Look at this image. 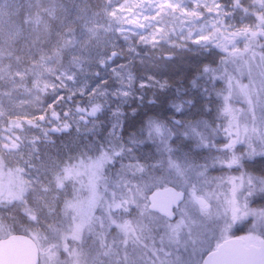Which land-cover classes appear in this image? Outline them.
I'll return each mask as SVG.
<instances>
[{
    "label": "rangeland",
    "instance_id": "rangeland-1",
    "mask_svg": "<svg viewBox=\"0 0 264 264\" xmlns=\"http://www.w3.org/2000/svg\"><path fill=\"white\" fill-rule=\"evenodd\" d=\"M86 105L101 113L84 124ZM54 113L72 130L51 134ZM158 182L186 192L174 221L148 209ZM14 232L40 264L129 247L123 264H201L228 236L264 238V0H0V238Z\"/></svg>",
    "mask_w": 264,
    "mask_h": 264
},
{
    "label": "water",
    "instance_id": "water-1",
    "mask_svg": "<svg viewBox=\"0 0 264 264\" xmlns=\"http://www.w3.org/2000/svg\"><path fill=\"white\" fill-rule=\"evenodd\" d=\"M78 112L87 124L99 117L101 106L79 107ZM186 198V192L173 185L157 188L148 195V209L174 221ZM40 261L39 245L26 233H14L0 240V264H40ZM202 264H264V239L258 245L247 246L240 236L226 238L205 255Z\"/></svg>",
    "mask_w": 264,
    "mask_h": 264
},
{
    "label": "flooded vegetation",
    "instance_id": "flooded-vegetation-1",
    "mask_svg": "<svg viewBox=\"0 0 264 264\" xmlns=\"http://www.w3.org/2000/svg\"><path fill=\"white\" fill-rule=\"evenodd\" d=\"M86 108L88 107V108H90V107H93V105H86L85 106ZM78 109H79V107L78 108H76V112L80 115V120H82L83 122H84V118H83V116L78 112ZM68 114V113H67ZM53 118H54V120H55V122H54V124H52V122H49V125H51L52 126V128L50 129V133L51 134H57V135H61V134H63V133H65V132H69V131H71L72 130V128H73V126H71V125H68V124H66V122L64 123V121H62V119H61V115L60 114H58V113H54L53 114ZM84 124H86V123H84ZM66 129H68V131H65ZM7 139L10 141V140H12V138L11 137H7ZM12 143L14 144V145H9V144H4V148L5 149H10V148H12V149H18L19 148V142H17V141H15V140H13L12 141ZM244 160V159H243ZM244 164L246 163V162H249L248 160H245V161H242ZM239 165V167H238V169L239 170H241L242 169V166L240 165V164H238ZM245 166H247V165H245ZM247 169V168H246ZM199 201L201 202V204H205V200L202 198V199H199ZM161 217H162V219H164V220H166V218L165 217H163L162 215H160ZM178 216V215H177ZM168 221V220H167ZM14 233H21V232H14ZM14 233H12V234H8V235H6V236H3L2 238H0V240H3V238H6V237H8V236H10V235H13ZM23 234V233H22ZM25 234V233H24ZM27 234V233H26ZM27 235H29V234H27ZM30 236V235H29ZM237 236H239V235H237ZM236 235H231V236H228V238L229 237H237ZM31 237V236H30ZM32 238V237H31ZM260 239H264V238H260ZM245 240V239H244ZM260 241V240H259ZM38 243V242H37ZM258 243L259 242H257V244H255V243H247V240H246V245L247 246H249L250 244H255V245H258ZM39 245V244H38ZM40 248V247H39ZM133 247H129L126 251H123V249L121 248L120 249V253L119 252H117L116 251V248H115V250H114V248H113V251H116V254H115V256L117 255V254H119L118 256H116L115 257V260H114V262H113V264H123V260H125V258H128V259H131L133 256H131V253L133 252V249H132ZM126 254V255H125ZM122 255V256H121ZM40 256H41V248H40ZM124 256V257H123ZM202 264V263H201Z\"/></svg>",
    "mask_w": 264,
    "mask_h": 264
},
{
    "label": "trees",
    "instance_id": "trees-1",
    "mask_svg": "<svg viewBox=\"0 0 264 264\" xmlns=\"http://www.w3.org/2000/svg\"><path fill=\"white\" fill-rule=\"evenodd\" d=\"M257 55L259 56V53H257ZM226 65H228V64H226V63H220L219 65H212V66H209L208 67V69H206V73H204L205 75H210V77L211 78H213V79H215L216 77L214 76L215 75V70H218L219 68L221 69V68H225V66ZM93 106H95V105H93ZM152 122V124L154 125V123H153V121H151ZM104 134H106V131L105 132H103ZM193 134H195L197 137H198V139H197V141H199L200 140V137H199V135H197V132L196 131H193ZM106 136H107V134H106ZM108 136H109V134H108ZM107 136V137H108ZM201 136V135H200ZM106 138V137H105ZM211 139V138H210ZM210 139H207L208 141L210 140ZM202 140V139H201ZM164 141V140H163ZM159 142H161L160 140H159ZM170 160H168V162H169ZM164 162H167V161H164ZM171 183H174V182H171ZM157 187V188H161V186H162V184H160V182H158L156 185H154V187ZM153 188V187H152ZM157 188H155V189H153L152 191H154V190H156ZM21 233H26V232H21Z\"/></svg>",
    "mask_w": 264,
    "mask_h": 264
},
{
    "label": "bare ground",
    "instance_id": "bare-ground-1",
    "mask_svg": "<svg viewBox=\"0 0 264 264\" xmlns=\"http://www.w3.org/2000/svg\"><path fill=\"white\" fill-rule=\"evenodd\" d=\"M240 237H241V236H240ZM242 238H243V237H242ZM216 247H217V246H216ZM216 247H215V248H216ZM211 251H212V250H211Z\"/></svg>",
    "mask_w": 264,
    "mask_h": 264
}]
</instances>
